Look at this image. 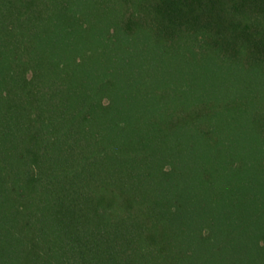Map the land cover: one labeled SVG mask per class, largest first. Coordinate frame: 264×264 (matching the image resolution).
<instances>
[{
  "label": "trees",
  "instance_id": "1",
  "mask_svg": "<svg viewBox=\"0 0 264 264\" xmlns=\"http://www.w3.org/2000/svg\"><path fill=\"white\" fill-rule=\"evenodd\" d=\"M0 264H264V0H0Z\"/></svg>",
  "mask_w": 264,
  "mask_h": 264
}]
</instances>
